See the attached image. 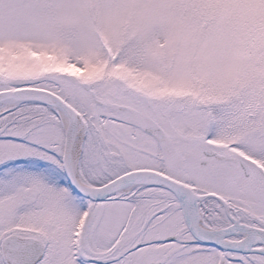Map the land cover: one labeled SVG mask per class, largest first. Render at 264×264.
Instances as JSON below:
<instances>
[{
  "label": "snow or ice",
  "instance_id": "snow-or-ice-1",
  "mask_svg": "<svg viewBox=\"0 0 264 264\" xmlns=\"http://www.w3.org/2000/svg\"><path fill=\"white\" fill-rule=\"evenodd\" d=\"M0 264H264V0H0Z\"/></svg>",
  "mask_w": 264,
  "mask_h": 264
}]
</instances>
